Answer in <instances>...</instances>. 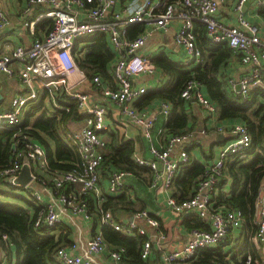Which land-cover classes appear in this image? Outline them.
Masks as SVG:
<instances>
[{
    "label": "built area",
    "instance_id": "1",
    "mask_svg": "<svg viewBox=\"0 0 264 264\" xmlns=\"http://www.w3.org/2000/svg\"><path fill=\"white\" fill-rule=\"evenodd\" d=\"M224 0H158L152 5L151 0L136 4L135 0L124 5L121 11L113 12L110 8L115 0H27L29 4H41L47 11L41 15L50 18L51 23L43 38L33 39L27 47L16 46L9 52L0 55V73L11 76V64H19L18 77L29 90L28 95H18L10 102L7 111H0V128H14L11 142V160L0 166V181L18 187L14 183L21 166L27 164L31 173V181L25 187L36 182L41 192L31 191L33 203L37 207L34 226L54 228L66 224L74 231L75 238L67 244H61L55 250V258L60 264H102L98 260L107 243L101 233H94L85 238L82 228L76 219L89 220L95 218L100 225L113 227L126 235L144 236L139 249V257L146 260L151 252L152 242H159L164 235L158 231L156 218L146 209L134 212L132 219L115 221L109 209H105V198L99 195V172L106 141L101 132L105 130L104 111L93 103L88 94L79 91H66V95L76 102L77 110L83 116L80 129L68 133L78 157V168L60 173H49L47 178L38 174L47 166L45 153L41 146L32 143L26 135L19 132L27 102L34 98V82L45 81V88L50 101L55 105V95L49 84L54 80L74 83L83 80L81 72L76 68V57L81 54L76 41L94 33H105L117 56L111 65L114 87H104L99 75H93L91 83L97 87L103 98L117 104L121 114L142 129L143 136L149 141L151 158L134 156L133 161L147 167L151 172L150 187L170 188L180 169L188 163L189 156L185 149L186 142L192 133L171 134L162 147L152 143L154 119L145 112L130 106L145 92V87L135 86L132 78L137 75H152L155 71L153 61L137 55L136 52L145 43L149 32H144L131 39L126 38L127 26L132 23L150 24V29H166L174 20L180 21V28L174 35V42L180 45L187 56V62L200 64L201 50L196 46L194 23L200 22L205 27V37L211 44H224L239 55L244 64L250 65V71L237 82L232 83L235 89L239 85V94L245 96L251 87L260 86L264 81V35L259 28L242 16L241 8L246 0H237L236 10L239 12L237 24L228 26L218 22L213 16ZM264 5V0L259 1ZM82 13V18L80 14ZM7 16L0 10V33L8 26ZM32 22L24 25L32 28ZM80 52H79V51ZM180 98L185 101L194 99L206 112L213 113L215 105L200 91V83L194 78L186 80L180 91ZM57 106V105H55ZM63 109L68 111L67 108ZM161 111L166 116L169 105L162 103ZM222 131V127L217 129ZM158 133H162L159 129ZM235 139L220 151L218 158L204 170L195 183L192 195L187 198L166 199L167 209L178 217L194 214L209 226L208 230L192 229L189 241L160 256L164 264H218L213 261H201L197 254L202 250L215 248L224 241L229 231L242 225L243 215L236 208L225 207L218 210L215 206V191L219 178L223 175L224 161L230 155L242 152L251 144V136L247 126L236 123L230 127ZM264 143V128H263ZM130 175L126 170H114L108 178V189L119 191L123 188L124 179ZM12 196V195H11ZM89 198H92V210H89ZM252 228L249 239L254 244L264 243V185L259 186L250 218ZM147 229L151 230L147 233ZM125 249L122 246L112 248L108 256L112 264H129L122 261ZM259 264L248 255L245 263ZM264 264V263H261Z\"/></svg>",
    "mask_w": 264,
    "mask_h": 264
},
{
    "label": "crops",
    "instance_id": "2",
    "mask_svg": "<svg viewBox=\"0 0 264 264\" xmlns=\"http://www.w3.org/2000/svg\"><path fill=\"white\" fill-rule=\"evenodd\" d=\"M130 1L133 0H115V3L110 8V11H121L124 5L128 4ZM151 1L152 5H155L158 2V0ZM144 2L145 0H135V3L138 5ZM236 2L237 0H224L221 4H219L217 10L213 15L215 19L225 25L235 26L237 24V18L239 15V12L236 10ZM262 6L263 5L260 4L259 0H249L247 4H243L241 8L242 16L251 24H254L259 28L261 36L264 35V18L260 14V9L262 8ZM0 10H2L7 16L9 22L8 26L0 33V55L9 52L16 46H29L33 39L43 38L46 31L48 30V26L36 27L39 22L44 19V17H41V15L47 11L46 6L34 3L29 4L27 0H0ZM82 16L83 15L81 13L80 18H82ZM25 22H32V28L25 26ZM137 24H140L142 26V30L136 35L144 32H149V34L145 43L141 48L137 50L136 54L150 58L153 61L156 69L150 76L141 74L132 78V83L135 86L145 87V92L138 99L133 100L130 103V106L137 111L145 112L147 115L151 116L154 119L152 128V143L156 147H162L166 138L171 134L168 133L165 129L169 113L165 116L161 111V105L162 103H167L169 105V112L171 110V105L167 102V100L163 98L154 96L151 97L150 92L161 89L167 83L169 74L166 73L165 70L162 67L158 66L155 62L160 58L167 59L175 63L178 69L186 71H192L197 65L188 63L184 49L174 42V35L180 28V21L178 19H174L166 29L152 30L150 29L151 25L147 22ZM127 35L128 29L126 30V38ZM136 35H134L133 37H135ZM106 40L107 47L113 53V60L108 66L106 76H102L99 73L95 75H99L104 87L113 88L114 84L112 82L111 65L117 56V52L113 50L107 34ZM75 45L79 47L80 51L82 52L77 57H82L86 52V50L83 48L84 43L82 41H76ZM196 46L201 50V48L197 44ZM224 47L225 45H221V48ZM206 49L208 50L210 48L205 47V50ZM202 51L203 50H201V53ZM221 65L222 66L220 67L219 72L216 73V77L220 78L223 81L224 85H227V87L230 88L233 92L239 94V91L236 90V87L235 89L232 87V83L237 82L242 76L247 74L250 71V65L242 63L239 55L232 50L230 51L229 56L225 58L224 64ZM11 68L13 71L11 76L0 73L1 112L7 111L10 108V102L14 97L18 95H26L23 93V84L18 77V70L20 68L19 64L13 62L11 64ZM52 82L53 83L49 84V86L53 95L58 96L62 92H65V90L79 91L88 94L90 100L93 103H96L100 107H102L104 111V123L106 128L101 132V134L106 141V145L108 142L107 132L112 131L119 141H130L132 143V160L134 156H139L145 159L151 158L149 153V141L143 136L142 129L139 126L132 124L126 116L121 114L119 111V106L117 104H114L113 102L103 98L100 94L99 89L95 87L90 80L84 77L83 80L81 79L74 83L63 82L58 79ZM45 83L46 82L42 80H37L34 82L36 93L34 97L35 102L33 104H30L28 101L27 108L25 110V113L29 110L33 112V115L30 117V121H33L42 113L49 116L51 114L52 107L57 105L56 103L54 105L50 101V97L48 100L45 99L46 97L44 96H46L47 93ZM36 84L40 85V91L37 89ZM256 87L264 89V81L262 85ZM200 91L205 97L209 99L206 94V90L201 83ZM209 100L215 105V111L213 113L206 112L194 99H191L189 101L183 100V107L186 114L188 115V120L185 128L179 131V133H192V138L188 140L185 145L189 160L188 163L180 169L179 173L175 177L168 190H165L160 186L151 188V172L147 167L143 166V169H138L136 173L130 172V175L125 177L124 185L121 190L116 192L110 191L108 189L107 178L112 171L117 169L103 166H100L98 169L99 195L103 196L106 202L108 200V206L110 207L114 203L120 201V199H122L123 202H125L129 207L128 209L117 210L115 212V216H117L118 219H129L133 216L134 212L143 209L151 212V214L156 218L159 224L158 231L164 235V239L160 240L159 242H152L150 255L146 259L149 260L150 263L164 264L162 263L160 256L167 251L176 249L186 244L190 239V231L192 229H209L208 224L202 219L201 220L203 227H190L189 225H187V222H184V220L189 216L197 217L196 215L186 214L182 217H178L170 212L166 206V199L168 197L182 199L192 195L195 183L202 174L204 167L212 164V162L218 158V155L224 148V146L235 139V135L230 132V127L238 122L242 123L241 121L236 119H219L216 111V103L211 99ZM258 100L264 105V97L259 96ZM37 104H39V106L34 109V105L37 106ZM82 124L83 118L79 120H68L66 124L67 133H72L80 129ZM221 127L222 131H218L217 129ZM159 129L162 130V133H158ZM260 147L264 149L263 137L260 143ZM105 151L106 149L104 150V152ZM251 158L252 155H249L246 157V160L249 161ZM258 162L259 163L257 164V166H264L262 163H260V160ZM193 164L200 166L202 172L191 185L188 191V195H184V191L180 190L175 180L183 169H189L193 166ZM231 184L232 179L228 177L226 173L225 178L220 177L214 196L215 206L218 210L224 209L226 203H218L216 198L219 196H221L222 198H224L225 196L229 197ZM260 184L264 185V174L260 179ZM9 190L10 187L4 184H0V199L12 202L13 204L24 206L20 201L12 199L13 194L9 193ZM29 190L41 192V186L36 182H32L29 186ZM108 209L110 210V208ZM89 210H92V198H89ZM76 221L77 224L82 228V234L85 238L91 237L94 233H100V224L96 221L95 218H91L89 220L77 218ZM66 226L68 227V225ZM251 228L252 224L250 219H245L243 217L242 225L239 228L229 231L227 238L220 244H218L215 248L200 251L197 254V259L203 258V253H205L209 256L208 260L217 259V257L230 258L231 256H236L237 261L240 262L241 257L238 249L241 245H243L242 243L246 242L247 249H250L251 251L253 250L257 255L256 257H253V260L258 263V260L261 258V260L263 261L264 243L254 244V242L249 239V232L251 231ZM150 231L151 230L147 229V233H149ZM74 238V231L71 230L70 239L72 240ZM112 248V246L107 245L104 252L100 256H98V260L102 264H112V261L108 256V252ZM216 251L218 252V254L215 253ZM248 255L251 257L250 252L246 253L244 262ZM6 263L7 257L5 256V250L0 249V264ZM185 264H194V262H187Z\"/></svg>",
    "mask_w": 264,
    "mask_h": 264
},
{
    "label": "trees",
    "instance_id": "3",
    "mask_svg": "<svg viewBox=\"0 0 264 264\" xmlns=\"http://www.w3.org/2000/svg\"><path fill=\"white\" fill-rule=\"evenodd\" d=\"M260 14L264 18V5L260 9ZM50 23V18H44L36 27L48 26L49 28ZM127 29L128 39L139 33L142 26L132 23ZM194 33L195 43L203 50V61L192 71H186L178 69L175 63L167 59H157L155 63L169 74V78L161 89L150 92V96L163 98L171 105L165 125L166 131L170 134H178L187 124L188 115L183 107L184 101L180 98V91L184 82L189 78H194L204 86L209 99L216 103L219 119H236L247 126L251 135L250 146L242 152L230 155L224 161V172L220 176L225 178L226 173L232 179L229 197L219 196L216 199L218 203H226L227 208L238 209L245 219H250L253 215L260 179L264 174V166H257L259 160L264 165V149L260 147L264 128V105L258 100L259 96L264 97V89L252 87L243 97L224 85L223 81L216 77V73L219 72L221 64H224L231 49L226 45L221 48L224 44L208 42L205 38V27L200 22L194 23ZM81 41L84 43L83 48L86 52L82 57L75 59L76 68L88 80L97 73L106 76L108 66L113 60V53L107 47L106 34L94 33ZM205 47L210 49L205 50ZM54 100L57 106L52 107L49 116L42 113L30 121L33 112L29 110L24 114L18 127L19 132L44 150L47 166L38 175L45 178L49 173L75 170L79 165L78 153L68 137L66 124L70 119L79 120L83 116L78 113L76 102L70 99L65 92L55 96ZM38 106L39 104L34 105V109ZM63 107L68 111H65ZM15 130L14 128L0 129V166L8 163L12 158L10 147ZM107 133L108 142L100 166L126 170L131 173H136L138 169H141L143 166H139L131 159L132 143L119 141L112 131ZM249 155H252V158L248 161L246 157ZM201 172V167L193 164L189 169H183L178 175L175 181L180 190L184 191V195H188L191 185ZM0 184L14 187L4 181H0ZM108 204L107 200L103 206L105 209L110 208L115 221L120 220L115 216L117 210L129 208L122 199L111 207ZM36 212L37 207L33 202H29V206L24 207L0 199V249L5 250L6 264H60L54 256L55 250L61 244L71 241V230L66 224H60L54 228L35 227ZM184 222H187L190 227H203L202 220L197 217L189 216ZM99 230L107 245L113 248L124 247L125 252L122 254L124 263L154 264L139 257V249L144 236L126 235L107 225H100ZM242 244L238 249L240 262L237 261L236 256L217 257L215 261L218 264H244L247 252H250L253 260V257L257 255L253 250L247 249L246 242ZM215 253L218 254L217 251ZM203 254V258L199 260L213 261L208 260L209 256ZM259 260L262 261L261 258ZM249 264H254V262Z\"/></svg>",
    "mask_w": 264,
    "mask_h": 264
},
{
    "label": "rangeland",
    "instance_id": "4",
    "mask_svg": "<svg viewBox=\"0 0 264 264\" xmlns=\"http://www.w3.org/2000/svg\"><path fill=\"white\" fill-rule=\"evenodd\" d=\"M36 87L37 89L40 91V85L36 84ZM22 88H23V93L28 95L29 94V90L22 85ZM46 97L45 99H49V94L48 96H44ZM35 102L34 98H32L31 100H29V103L30 104H33ZM9 193H12L13 196H12V199L13 200H18L20 201L24 206L28 207L29 206V202L31 203L33 201V198H32V195H31V191L29 190L28 187H10V190H9ZM258 263L261 264V263H264V260L262 262H260L258 260Z\"/></svg>",
    "mask_w": 264,
    "mask_h": 264
},
{
    "label": "water",
    "instance_id": "5",
    "mask_svg": "<svg viewBox=\"0 0 264 264\" xmlns=\"http://www.w3.org/2000/svg\"><path fill=\"white\" fill-rule=\"evenodd\" d=\"M248 1L249 0H246V2L244 4H247ZM236 90L239 91V85L236 86ZM31 178H32V176L30 173L29 166L27 164H23L21 166V169H20L17 177L14 178V183L19 185L20 187H25L29 184V182L31 181ZM131 219H132V217L129 218V220H131Z\"/></svg>",
    "mask_w": 264,
    "mask_h": 264
}]
</instances>
